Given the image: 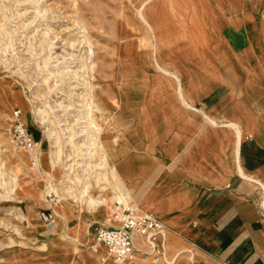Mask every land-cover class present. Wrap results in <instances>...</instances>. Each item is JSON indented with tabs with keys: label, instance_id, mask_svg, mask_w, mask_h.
<instances>
[{
	"label": "rangeland",
	"instance_id": "obj_1",
	"mask_svg": "<svg viewBox=\"0 0 264 264\" xmlns=\"http://www.w3.org/2000/svg\"><path fill=\"white\" fill-rule=\"evenodd\" d=\"M173 72L184 99L202 110L200 100L212 89L203 94L207 84L234 85L240 97L248 76L264 74V0H0V264H113L90 225L117 201L110 188L118 182L130 191L127 205L143 204V190L160 184L162 174L171 180L176 173H162L163 141L194 128L187 125L191 109L176 98ZM18 108L28 130L39 133L34 151L13 141L12 111ZM258 109L251 95L249 123L259 119ZM86 112L95 128L104 129L109 114L119 117L121 142L99 134L107 167L116 169L101 186L77 163L72 144L53 164L44 134L45 124L53 138L60 128L78 131ZM77 177L90 195L105 199L95 213L67 193L77 192ZM50 189L61 197L52 205V229L38 219L40 209L50 208ZM81 218L86 226H74ZM167 248V261H137L208 264Z\"/></svg>",
	"mask_w": 264,
	"mask_h": 264
},
{
	"label": "crops",
	"instance_id": "obj_2",
	"mask_svg": "<svg viewBox=\"0 0 264 264\" xmlns=\"http://www.w3.org/2000/svg\"><path fill=\"white\" fill-rule=\"evenodd\" d=\"M233 87L207 84L202 93L212 89L200 100L204 110L184 99L194 107L186 112L193 114L187 125L194 128L168 136L159 162L162 173H176L171 180L162 174L137 205L163 221L166 260L170 245L208 264H264V74L248 76L240 97ZM251 95L259 102V119L249 123ZM74 226L85 227L86 221ZM139 257L150 258L137 251L128 261L139 264Z\"/></svg>",
	"mask_w": 264,
	"mask_h": 264
},
{
	"label": "built area",
	"instance_id": "obj_3",
	"mask_svg": "<svg viewBox=\"0 0 264 264\" xmlns=\"http://www.w3.org/2000/svg\"><path fill=\"white\" fill-rule=\"evenodd\" d=\"M11 119L14 143L27 151L36 150L39 142L28 130L19 108L12 111ZM46 196L50 208L40 209L38 219L52 229L56 222L52 205L59 204L61 197L53 189ZM163 231L164 223L155 213L137 212L119 201H115L107 216L95 222L91 229L93 238L119 263L133 259L137 251L150 257L152 262L167 261Z\"/></svg>",
	"mask_w": 264,
	"mask_h": 264
},
{
	"label": "bare ground",
	"instance_id": "obj_4",
	"mask_svg": "<svg viewBox=\"0 0 264 264\" xmlns=\"http://www.w3.org/2000/svg\"><path fill=\"white\" fill-rule=\"evenodd\" d=\"M152 60H154L155 64H157L156 58L153 59V57H152ZM171 77L175 78V80L177 81V85H176L177 87L175 88L176 98H178V100L180 101L182 106H188L190 109H194V107L192 105L185 104L186 101H184L183 94H182L183 87H182V85H180L178 83L179 82L178 73L175 74L173 72ZM35 111H36L35 113L39 114L40 110L39 109L36 110V108H35ZM86 115L87 116L83 117V118H87L88 120H87V122H85V124H83L79 128L78 131H74V129L71 127L66 128V129H68V134L66 137H65L66 129L60 128V130H58V132H57L56 137L53 138V136H52L53 131L50 129L48 124H45L44 134H45V136L48 140V143H49V150L48 151H49V155L51 158V162H53V164H55L57 162V160L61 159V155L63 153V146H65L67 144H72L74 146V148H73L74 152L73 153H75V156H77L79 159V161H77V163L83 167H88L89 169H91V172L95 173L94 180L96 181V183L99 186H101L100 185L101 181L103 182V181H107L109 178H111V179L115 178L116 169L114 167H110V168L107 167V155L104 152L103 146H102L101 141H100L99 134L101 131H105L106 133L111 134V137H112L111 141H113L117 144L119 142H121L120 141V139H121L120 129L121 128H120L119 122H118L119 117L115 116L114 114H109V117L106 118L107 123L105 124L104 129H103L102 126H98L97 128H95L93 121H92V118L88 117L90 114H88L86 112ZM207 118H208L209 122L214 123V120L210 119L209 117H207ZM41 119L45 120V116L41 115ZM229 125L233 126L232 124H229ZM62 135H64V138H65L64 140H62ZM77 137H79V139H77ZM54 145H55V147H54ZM97 153H100L98 155L99 157L96 158L97 160L96 159L93 160V158H95ZM105 169H107L106 170V172L108 173L107 175H106V173H104ZM98 171H100V173ZM76 180L78 181V184H79L77 192L75 190L76 193H72V190H70L71 192L66 190L67 193H70L69 196H72V199L74 198V200H75V198L77 199L78 197L81 198L82 200H84L85 202H83V203H86L85 208H87L88 212L89 213H95L103 205L105 199L100 194L95 195V196L90 195L89 190H88L89 189L88 184L86 183V181H84V180L82 181L78 177L76 178ZM106 187H107V185H106ZM104 188L105 187H103V189ZM110 189L112 190V193H111L112 199L117 200L124 205H127L128 200L131 199L130 191H123L121 186H120V183H118V182L115 183L113 185V188H110ZM129 207L132 208L133 210L138 208V206L137 207L136 206L135 207L129 206ZM55 214H57V213H55ZM128 260H131V258L126 259L125 261L119 263L113 258V262L115 264H130L131 261L128 262Z\"/></svg>",
	"mask_w": 264,
	"mask_h": 264
},
{
	"label": "trees",
	"instance_id": "obj_5",
	"mask_svg": "<svg viewBox=\"0 0 264 264\" xmlns=\"http://www.w3.org/2000/svg\"><path fill=\"white\" fill-rule=\"evenodd\" d=\"M33 136H34L35 140H39V133L34 132L33 133Z\"/></svg>",
	"mask_w": 264,
	"mask_h": 264
}]
</instances>
